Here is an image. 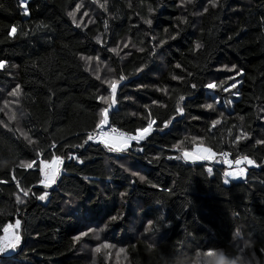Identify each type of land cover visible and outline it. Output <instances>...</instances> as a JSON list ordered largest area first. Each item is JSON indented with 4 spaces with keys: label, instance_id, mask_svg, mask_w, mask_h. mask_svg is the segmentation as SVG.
Wrapping results in <instances>:
<instances>
[{
    "label": "trees",
    "instance_id": "16d2710c",
    "mask_svg": "<svg viewBox=\"0 0 264 264\" xmlns=\"http://www.w3.org/2000/svg\"><path fill=\"white\" fill-rule=\"evenodd\" d=\"M25 2L29 15L21 0H0V239L21 222V244L0 264H206L210 248L232 257L227 264H264V144L256 143L264 140V0ZM79 4L93 11L77 28L68 13ZM224 65L243 72L231 110L203 89L236 75L217 71ZM120 75L127 78L107 128L135 135L149 118L156 124L144 141L113 153L84 141L108 106L97 97L111 100ZM17 85L20 94L10 95ZM200 148L216 154L211 163L181 159ZM222 153L256 166L225 184ZM53 155L64 157L61 175L41 202L39 164Z\"/></svg>",
    "mask_w": 264,
    "mask_h": 264
},
{
    "label": "snow or ice",
    "instance_id": "6c2138e0",
    "mask_svg": "<svg viewBox=\"0 0 264 264\" xmlns=\"http://www.w3.org/2000/svg\"><path fill=\"white\" fill-rule=\"evenodd\" d=\"M212 6L215 7L216 6V0H211ZM21 7L24 10V15H29L28 12V5L25 2V0H21ZM80 8V5H77V9ZM205 11H207V9H205ZM68 15L70 17L73 18V22L75 23L76 20V13L75 12H69ZM85 15H87V13H85ZM145 24L151 26L153 25V20L152 19H146L144 21ZM181 23H183V21H181ZM75 26L77 28H80L81 25L80 24H75ZM164 31L167 33L168 29H164ZM17 32V28L16 26H13L11 31L8 33L9 37L13 36L15 33ZM99 39V38H97ZM156 38L153 37V40H155ZM171 39L175 40L176 36H172ZM167 43L166 40H160L159 41V45L161 46V48H163V45H165ZM125 47H127V45H125ZM197 48H200L201 45L197 44L196 45ZM156 45L153 46V55L154 58H160V56H158L159 51H155ZM140 51H144L143 48L139 49ZM109 51L115 52L116 49L115 48H110ZM81 59H87V60H91L92 57H84L81 56ZM6 61L4 60H0V69H4L5 65H6ZM177 67H180V65H177ZM227 70L229 72H235L236 76H242L243 72L239 71L236 67V65H232L231 68H229L227 65L222 66L220 69H217V71H224ZM144 71V68H138L137 72H142ZM127 77L125 75H120L119 76V80H112L109 84V91L111 94V102L109 103V101L107 99H105L104 96H98L97 99L100 101H103L104 103H106L108 106L104 107L100 110V116L101 118L99 119V122L96 124V130L97 133L94 136L93 134H89L87 136V139L84 141L85 144L88 143V141H97L100 144H103L105 148H107V150L109 152H113V153H123L128 151V149L131 147V142L135 141L137 144H139L141 141H144L146 137H148L152 131H153V126L156 124V121L149 118L148 119V123L146 127H142L140 130H138L136 132L135 135H125V134H117V130L116 129H111V134L107 131H105V126L109 124V118L111 115L110 109H115V106L117 104V93H118V84L120 81H124ZM173 79H179V77L177 76H173ZM225 80H233L235 82L231 83L230 85H228L227 87H225L223 84H218L216 83L215 80H211L210 82L206 83L203 85V89L210 91L212 93H215L217 89H222L225 92H228L230 89H236L239 81L235 80V76H230V77H226ZM143 85H141L142 87ZM192 89L195 90L198 88V85L193 83L191 85ZM10 95L13 96H18L20 94V85H17L15 89H13V91L11 93H9ZM236 95H239V93L237 92ZM186 98L184 95H181L179 97L180 101H184ZM153 103H155V101H153ZM207 108L211 109L213 108V104L209 103L206 105ZM175 112L178 115L183 116L185 113V108L181 107L179 104L176 106L175 108ZM12 118H15V116L13 115ZM175 119V117H173L172 120H167L164 122V128H168L173 120ZM219 120L214 121V124H218ZM116 134V135H113ZM237 139H240V137H237ZM31 142V141H30ZM257 144H264V140H257L256 141ZM53 148L56 147L55 144L52 145ZM78 147L83 148L84 144H80L78 145ZM139 151V149H138ZM197 153H201V154H190L189 152L185 151L183 153L184 158L187 159H192V160H197V159H202V160H211L215 157V153L211 151V149L209 148H201L197 150ZM37 155H40V153H37ZM224 159H223V163L225 165L231 166V165H235L236 166V171H225L224 172V176L226 177L224 180L225 184L229 183V180L227 179L228 177H231L232 179H237V178H243L246 172V168L243 165H247V166H256L255 162L248 158L247 156H241V157H237L234 161L229 160L228 159V154L227 153H222L221 154ZM68 159L70 160H77L78 163H83V160H80L75 154H72L68 157ZM176 159H179V157H176ZM35 161L30 162V163H24L22 164V166L26 169H31L34 166ZM64 163V157L59 156V155H53L51 160H41L40 164H39V173L40 176L42 177V179L39 181L40 185H42L44 191L38 195H36L35 193H33V195H36V199H38L39 201L43 202L47 199V197L49 196V192L48 189L52 188L54 185L57 184V181L61 175V166ZM123 166V165H122ZM125 170L127 171L128 169L125 168ZM211 171V170H209ZM133 175H136L135 172H133ZM141 180L144 179V177L141 175L140 177ZM0 183H4V181H0ZM17 187H19V185H17ZM21 191L23 192L24 197H28L29 196V191H24L23 189H21ZM125 195L124 192H121V196ZM17 201L18 203H23V201L20 199L19 196H17ZM119 219L118 216L116 215H111L109 217V220L112 222H115ZM21 227V222L19 220L16 221L15 226L13 225H8L5 226V228L3 229L5 235L3 236V242H0V258L6 257L11 253H15L18 248L19 245L21 243V235L19 234V229ZM10 228H14V234L9 236L7 235L9 232ZM88 231H92V228H88ZM145 231H148V229H145ZM87 235V232H81L79 235L74 237V241L75 240H79L82 236ZM97 239H99V236L97 235ZM113 245H109L107 243H105L104 245H102V247H112ZM100 248H96L95 251H99ZM121 251H123V249H121ZM204 251V255L207 258L206 260V264H227V261L229 259H232V257H230L226 252H222L216 249H207V250H202ZM208 253H211V255H208Z\"/></svg>",
    "mask_w": 264,
    "mask_h": 264
},
{
    "label": "rangeland",
    "instance_id": "374dc122",
    "mask_svg": "<svg viewBox=\"0 0 264 264\" xmlns=\"http://www.w3.org/2000/svg\"><path fill=\"white\" fill-rule=\"evenodd\" d=\"M79 5H80V8H79V9H77V7H75L74 10L71 11V12H75V13H76V23L80 24L81 26H82L83 23H84V24H85V27H86L87 24H88L89 22H91V19H92L91 13H92V11H93V7H92L91 5L86 6V7H84L83 4H79ZM91 7H92V8H91ZM85 13H87V15H85ZM230 76H235V80H236V81H239V84H240V76L229 75V76H227V77H230ZM225 78H226V77L217 80L216 83H218V84H223L225 87H227V86L230 85L231 83L235 82V81H233V80H225ZM239 84H238V86H237L236 89H230L228 92H225V91H223L222 89H217L215 93H212V92H210V91H208V93H210V95L216 99V103H217V105H219V106H223L224 108L231 110L232 107H233V103L239 98V95H236V93L238 92ZM110 97H111V96H110ZM106 99H107L109 102L111 101V100H109L108 98H106ZM105 129H107V126H105ZM105 129H104V130H105ZM96 133H97V132H96ZM96 133H95V135H96ZM95 135H94V136H95ZM93 142L96 143L97 141H93ZM133 142H135V141H133ZM200 149H201V148H200ZM197 150H198V149L194 150V151L191 152L190 154H201V153H197ZM181 159H183V160H185V161H203V162L207 161L208 163H211L210 160H202V159H197V160L187 159V160H186V159L184 158L183 154H182V158H181ZM211 160H212V159H211ZM215 162H216V164H221V161H220L219 159H216ZM243 166L246 167V168H253V167H254V166H247V165H243ZM225 171H236V166L233 164V165L229 166L228 169H226ZM225 171H224V172H225ZM244 177H245V175H244ZM244 177H243V178H244ZM224 178H226V177L224 176ZM243 178L232 179L231 177H228L227 179H228L230 182H234V181L236 182V181H241V179H243ZM53 187H54V186H53ZM46 200H47V199H46ZM46 200L43 201V202H46ZM15 224H16V222H14V223H12V224H8V225H13V226H15ZM8 225H7V226H8ZM13 234H14V228H10V229H9V232H8L7 235L11 236V235H13ZM4 235H5V233H4V231H3V235H2V237H1V239H0V242H3V239H4L3 236H4ZM20 244H21V243H20ZM19 246H20V245H19ZM11 254H12V253H11ZM9 255H10V254H9ZM209 255H211V254H209ZM205 258H206V257H205ZM206 259H207V258H206Z\"/></svg>",
    "mask_w": 264,
    "mask_h": 264
},
{
    "label": "built area",
    "instance_id": "2783aa9c",
    "mask_svg": "<svg viewBox=\"0 0 264 264\" xmlns=\"http://www.w3.org/2000/svg\"><path fill=\"white\" fill-rule=\"evenodd\" d=\"M105 131H107V132H109L111 134V129L110 128L105 129ZM117 134H123V133L120 132V131H117ZM113 135H116V134H113ZM221 158H222V160L224 159V157L222 155H221ZM228 159L230 160L229 156H228Z\"/></svg>",
    "mask_w": 264,
    "mask_h": 264
}]
</instances>
